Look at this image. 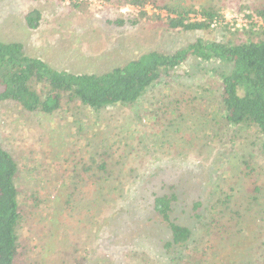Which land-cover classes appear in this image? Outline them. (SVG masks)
Masks as SVG:
<instances>
[{"label": "rangeland", "instance_id": "374dc122", "mask_svg": "<svg viewBox=\"0 0 264 264\" xmlns=\"http://www.w3.org/2000/svg\"><path fill=\"white\" fill-rule=\"evenodd\" d=\"M158 1L195 9L213 4L224 18L204 32L171 30L163 22L174 14L151 1L0 0V40L21 41L59 69L103 72L148 50L171 52L198 36L249 39L248 30L263 27L254 10H236L235 0ZM33 9L42 12L36 29L26 21ZM189 17L201 18L195 11ZM210 69L191 58L135 105L98 112L74 103L46 114L0 101V141L20 162L22 246L14 264H147L148 253V264H162L159 243L169 232L152 200L172 193L173 217L193 229L199 247L216 238L208 230L218 198L232 195L226 211L235 217L232 233L204 264H264L259 136L221 121V81ZM81 153L87 163L94 159L95 171L102 158L108 162L110 176L99 173L98 189L75 164ZM118 202L119 217L103 223L107 206Z\"/></svg>", "mask_w": 264, "mask_h": 264}, {"label": "trees", "instance_id": "16d2710c", "mask_svg": "<svg viewBox=\"0 0 264 264\" xmlns=\"http://www.w3.org/2000/svg\"><path fill=\"white\" fill-rule=\"evenodd\" d=\"M128 1L136 6L151 1L166 8L169 14H174L163 22L171 30L204 32L224 18L220 9L213 4L203 3L200 9H195L194 6L180 7L158 0ZM235 1L236 10H254L263 21V27L258 31H247L249 39L230 37L228 40H217L198 36L174 51L148 50L135 59L103 72L59 69L42 57L30 54L21 41L0 40V101H16L26 110L46 114L57 112L65 105L71 107L74 103L87 106L94 112L117 105L133 106L149 90L165 79L174 77L176 70L193 58L211 64V72L221 81V121L238 130H256L259 136L258 151L264 161V4L250 0ZM192 11L199 12L201 18L191 19L189 14ZM142 13L146 14L145 11ZM41 18L42 12L38 9L26 14L27 24L32 29L40 26ZM83 130L80 128L78 132ZM90 145L88 141L85 147ZM245 163L247 169L251 170L250 162L246 160ZM75 164L84 170L83 179L93 182L95 188L99 179H103V174L109 173L110 176L108 162L104 158L98 163V171H95L94 159L92 163H87L82 153L81 159L75 157ZM100 172L103 174L97 178ZM19 177V160L0 141V264H14L22 246L20 225L23 214ZM128 197L132 198L131 194ZM231 199L229 193L218 198L216 205L219 208L213 206L215 213L213 210L208 230V236L216 231V238L207 239L206 246L199 247L194 243L193 229L173 217L176 193L154 195L153 211L169 232L168 239H162L159 243V250L164 257L162 264L208 262L210 253L218 249L221 240L232 233L235 217L226 212ZM119 202L113 207L107 206V215L102 217L103 223L119 217L117 215L122 209ZM144 262H152L150 253ZM220 264L231 263L224 260Z\"/></svg>", "mask_w": 264, "mask_h": 264}]
</instances>
